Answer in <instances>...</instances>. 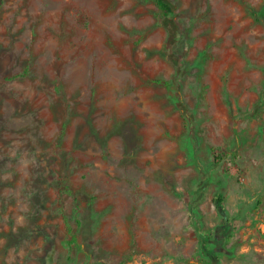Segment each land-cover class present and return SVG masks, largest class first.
Returning a JSON list of instances; mask_svg holds the SVG:
<instances>
[{
	"label": "rangeland",
	"instance_id": "obj_1",
	"mask_svg": "<svg viewBox=\"0 0 264 264\" xmlns=\"http://www.w3.org/2000/svg\"><path fill=\"white\" fill-rule=\"evenodd\" d=\"M155 1L0 0V264H264V0Z\"/></svg>",
	"mask_w": 264,
	"mask_h": 264
},
{
	"label": "trees",
	"instance_id": "obj_2",
	"mask_svg": "<svg viewBox=\"0 0 264 264\" xmlns=\"http://www.w3.org/2000/svg\"><path fill=\"white\" fill-rule=\"evenodd\" d=\"M155 4H156V6L158 7V9H159L160 11H163V12H165L166 14H167V12H169L168 7H167V6H166L161 0H157V1H155ZM64 191H65L66 193H70L68 187H64ZM213 204H214V207H215L216 211H217L219 214L224 215L223 207H222V205H221V197H219V196L216 197V199L213 201ZM78 222H79L78 219H75V223H78ZM68 233H69V235H68V238H67V244H68V245H74V244H75V237H74V235L71 233L70 230H68Z\"/></svg>",
	"mask_w": 264,
	"mask_h": 264
},
{
	"label": "crops",
	"instance_id": "obj_3",
	"mask_svg": "<svg viewBox=\"0 0 264 264\" xmlns=\"http://www.w3.org/2000/svg\"><path fill=\"white\" fill-rule=\"evenodd\" d=\"M258 175L260 176V178L263 180V186H262V190L264 192V167H261V172L258 173ZM240 210H241V207L239 208H236L234 211H233V214L234 216L238 213H240ZM225 215V213H224Z\"/></svg>",
	"mask_w": 264,
	"mask_h": 264
},
{
	"label": "built area",
	"instance_id": "obj_4",
	"mask_svg": "<svg viewBox=\"0 0 264 264\" xmlns=\"http://www.w3.org/2000/svg\"><path fill=\"white\" fill-rule=\"evenodd\" d=\"M258 230L261 236L264 238V219L260 221L258 225Z\"/></svg>",
	"mask_w": 264,
	"mask_h": 264
}]
</instances>
